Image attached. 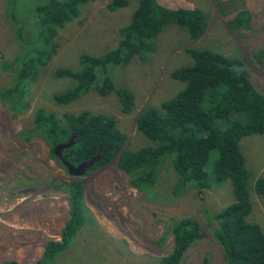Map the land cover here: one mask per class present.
Returning a JSON list of instances; mask_svg holds the SVG:
<instances>
[{
	"label": "rangeland",
	"instance_id": "374dc122",
	"mask_svg": "<svg viewBox=\"0 0 264 264\" xmlns=\"http://www.w3.org/2000/svg\"><path fill=\"white\" fill-rule=\"evenodd\" d=\"M41 1L22 0L14 10L16 19L22 20L25 38L33 37L29 6ZM155 1L169 9H199L208 24L204 33L192 41L186 39L182 29L163 27L153 39V52L142 60L135 56L125 65H106L105 72L114 86L133 95L134 110L129 115L120 112L113 92L99 96L89 90L72 103L55 104L52 95L69 88L71 82L55 79L52 73L58 68L78 69L81 54L100 58L113 48L116 31L129 23L137 0L113 12L106 10L108 0L80 6L78 18L58 32L56 53L30 85L27 111L12 116L0 104V264H36L44 244L57 242L68 218V195L56 185L74 177L49 156L39 138L22 142L17 136L29 127L35 110L51 112L58 118L81 110L112 117L119 132L126 136L124 147L137 150L147 146L151 143L134 131V119L144 105L157 107L183 88L169 74L191 65L185 48L217 51L241 61L247 80L264 94V55L258 54L264 49V0H235L251 15L249 29L238 34L226 26L234 14L221 16L215 4L228 0ZM8 4V0H0V60L7 61L20 50L5 13ZM98 74L97 78L101 77ZM10 80L11 72L0 70V86L8 85ZM238 145L249 172L251 209L245 220L264 234V204L252 191L254 181L264 179V134L244 136ZM216 156L215 150L210 151L204 165L209 183ZM115 164L111 161L96 169L89 167L77 177L83 192L84 223L67 248L43 264H155L172 250L171 222L185 217L194 218L205 235L188 246L178 264H224L222 250L210 230L215 227L211 217L234 201L228 179L210 190L198 191L189 184V188L173 194L176 177L168 158L163 157L155 184L145 195L129 186V178Z\"/></svg>",
	"mask_w": 264,
	"mask_h": 264
},
{
	"label": "trees",
	"instance_id": "16d2710c",
	"mask_svg": "<svg viewBox=\"0 0 264 264\" xmlns=\"http://www.w3.org/2000/svg\"><path fill=\"white\" fill-rule=\"evenodd\" d=\"M95 0H43L30 5L32 17L31 39L25 38L22 20H17L14 10L22 0H8L6 16L14 28V37L20 50L9 61L0 60V70L11 72L10 83L0 86V104L12 115H22L28 109L30 85L41 74L56 53V37L65 24L80 15V6ZM130 0H108L106 10L113 12L126 7ZM221 16L234 14L227 27L235 32L249 29L251 15L235 0L216 2ZM208 21L199 9H169L155 0H137L130 21L116 31L113 48L100 58L81 54L79 68H58L55 79L71 82L66 90L53 94L51 100L58 105L75 101L78 96L94 90L99 96L116 95L120 112L129 115L134 110L133 95L123 88H116L105 72L106 65H125L132 57L142 60L153 52V39L163 27L173 25L185 32L189 41L199 38ZM191 65L172 71L170 78L183 84L174 96L157 107L144 105L135 120L134 131L151 144L137 150L124 147L126 136L119 132L115 119L81 110L73 114L53 113L37 109L29 127L17 136L27 142L39 138L54 158L53 148L69 139L71 144L60 152L61 159L72 167L87 162L96 155L98 160L90 167H103L114 160L116 168L129 178V186L148 195L153 188L162 158L167 157L175 174L172 193L189 188L210 190L229 180L234 201L214 214L215 227L210 234L222 250L224 264H264V234L256 225L246 222L250 212L247 181L249 172L238 142L248 135L264 134V94L258 93L241 72L238 76L231 66H241V61L226 57L220 52L206 49L185 48ZM264 55V49L258 52ZM98 71L101 77L97 78ZM215 150L211 175L204 171L210 151ZM121 151V152H120ZM56 187L67 197L68 220L60 230V241H48L36 264H43L69 245L76 231L84 223V201L81 182L59 181ZM181 189V190H180ZM253 193L264 204V179L257 178ZM173 247L169 254L155 264H178L184 251L205 234L198 222L185 217L171 222ZM7 264H17L13 261Z\"/></svg>",
	"mask_w": 264,
	"mask_h": 264
},
{
	"label": "water",
	"instance_id": "95a60500",
	"mask_svg": "<svg viewBox=\"0 0 264 264\" xmlns=\"http://www.w3.org/2000/svg\"><path fill=\"white\" fill-rule=\"evenodd\" d=\"M164 7V6H162ZM167 8V7H165ZM231 70L236 73V75L238 76L242 71H243V67L242 66H231ZM245 77L247 78V75H245ZM144 107V106H143ZM142 107V108H143ZM142 108L140 109L139 113L141 112ZM138 113V114H139ZM138 116V115H137ZM137 116L135 117L134 119V123H133V127L135 126V120L137 118ZM72 140L69 139L66 143H62V144H58L56 145L54 148H53V154L54 156L59 159L60 163L63 165L64 167V170L72 177H74L72 180H77V177H79L80 175H82V173L88 169L89 167H91L99 158L98 155H96L95 157H93L92 159H90L89 161L87 162H83V163H80L79 165H77L76 167H72L71 165H69L67 162H65L64 160L61 159V155H60V152L63 148H66L68 147L70 144H71ZM126 143V141H125ZM125 143L121 149V151L123 150L124 146H125ZM120 151V152H121ZM119 155V154H118ZM118 155L114 158L113 162L116 163L117 161V158H118ZM76 177V178H75ZM67 214H69V212H67ZM68 220V218H67ZM66 220V221H67ZM65 221V222H66ZM65 224V223H64ZM63 224V226H64ZM62 226V227H63ZM61 230V229H60ZM57 241H60V231H59V237H58V240ZM42 252H43V247H42Z\"/></svg>",
	"mask_w": 264,
	"mask_h": 264
},
{
	"label": "crops",
	"instance_id": "0c3cea01",
	"mask_svg": "<svg viewBox=\"0 0 264 264\" xmlns=\"http://www.w3.org/2000/svg\"><path fill=\"white\" fill-rule=\"evenodd\" d=\"M159 5V4H158ZM161 6V5H160Z\"/></svg>",
	"mask_w": 264,
	"mask_h": 264
},
{
	"label": "flooded vegetation",
	"instance_id": "af4514ba",
	"mask_svg": "<svg viewBox=\"0 0 264 264\" xmlns=\"http://www.w3.org/2000/svg\"><path fill=\"white\" fill-rule=\"evenodd\" d=\"M234 16V15H233ZM79 181V180H78Z\"/></svg>",
	"mask_w": 264,
	"mask_h": 264
}]
</instances>
